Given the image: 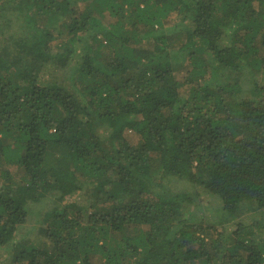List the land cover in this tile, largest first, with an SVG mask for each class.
<instances>
[{
    "label": "trees",
    "instance_id": "obj_1",
    "mask_svg": "<svg viewBox=\"0 0 264 264\" xmlns=\"http://www.w3.org/2000/svg\"><path fill=\"white\" fill-rule=\"evenodd\" d=\"M5 11L0 264H264V0Z\"/></svg>",
    "mask_w": 264,
    "mask_h": 264
},
{
    "label": "rangeland",
    "instance_id": "obj_2",
    "mask_svg": "<svg viewBox=\"0 0 264 264\" xmlns=\"http://www.w3.org/2000/svg\"><path fill=\"white\" fill-rule=\"evenodd\" d=\"M21 17L17 14V13H12V12H4V15L0 18V22H1V26H0V43L3 44H8V37L10 35H14V40L15 41H19L20 39H17L20 37V35H18L19 33H21L22 29H23V23L22 20L20 19ZM6 19H11V23L9 24H5V20ZM176 22V20H175ZM64 73V72H63ZM61 73V74H63ZM60 74V75H61ZM132 143H136V138L134 136H131V134L129 136H126ZM176 187V185L174 186ZM89 194V195H88ZM86 193L84 194H78L75 193L73 195H70L66 200H65V204H69V203H74L76 202L77 204H86L88 207H92L94 205H96L95 200L93 199L94 195L93 193ZM44 203V202H43ZM209 205V203H208ZM28 212L30 213V216L28 217V222L27 224L24 225V228L21 230V236L23 237V239H28L29 236L31 235L32 237L35 235V233H37L38 229L36 226V222L39 220V213H40V209L42 208V204L40 203H33L30 202L28 204ZM226 217V215H225ZM224 219V217H223ZM23 239H21L20 241H18L17 246H19L21 243H23ZM13 256V253H6V252H1L0 253V261L2 262L3 260H5L6 258L9 257V260H11Z\"/></svg>",
    "mask_w": 264,
    "mask_h": 264
}]
</instances>
